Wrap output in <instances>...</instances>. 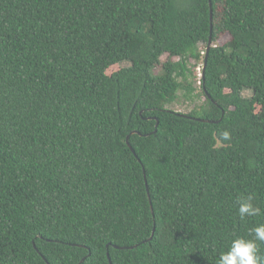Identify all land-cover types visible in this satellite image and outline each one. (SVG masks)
<instances>
[{"label":"trees","instance_id":"trees-1","mask_svg":"<svg viewBox=\"0 0 264 264\" xmlns=\"http://www.w3.org/2000/svg\"><path fill=\"white\" fill-rule=\"evenodd\" d=\"M262 224L264 0H0V264H217Z\"/></svg>","mask_w":264,"mask_h":264},{"label":"clouds","instance_id":"clouds-1","mask_svg":"<svg viewBox=\"0 0 264 264\" xmlns=\"http://www.w3.org/2000/svg\"><path fill=\"white\" fill-rule=\"evenodd\" d=\"M222 135L225 140L231 138L228 131L223 132ZM252 199L249 196L238 201L241 219L260 214V208L252 203ZM249 235L252 236L251 239L245 237L233 239L227 250L220 254L217 264H261L258 241L264 242V224L252 228Z\"/></svg>","mask_w":264,"mask_h":264},{"label":"rangeland","instance_id":"rangeland-1","mask_svg":"<svg viewBox=\"0 0 264 264\" xmlns=\"http://www.w3.org/2000/svg\"><path fill=\"white\" fill-rule=\"evenodd\" d=\"M229 40V36L225 35L220 39V43L224 44ZM204 48V45H201V49ZM168 58L167 55H165L162 59L166 60ZM178 60V59H176ZM127 63H123L122 67L127 66ZM189 65L191 67H196V72L198 74V79L196 81V88H197V94L200 95L199 98H197L195 101H191L186 99L182 94H180L179 99L177 100V102L173 105H169L168 108L171 110H174L176 112L182 113V114H188L191 111H193L196 108H199L201 105H203L205 103V97L200 93V82L199 79L201 77V71H202V65H203V60L197 62L195 60H190L189 61ZM245 96L246 97H251L252 96V92L251 91H246L245 92Z\"/></svg>","mask_w":264,"mask_h":264},{"label":"water","instance_id":"water-1","mask_svg":"<svg viewBox=\"0 0 264 264\" xmlns=\"http://www.w3.org/2000/svg\"><path fill=\"white\" fill-rule=\"evenodd\" d=\"M211 48H212V42L210 41V43H209V45L207 47V53H206V56H205V61H204L203 67H202L203 68V73L201 74V76H204V71H205V68L207 66V58H208V54H209V51H210ZM155 132H157V130ZM134 133L140 134L139 132H134ZM111 264H112V262H111Z\"/></svg>","mask_w":264,"mask_h":264}]
</instances>
